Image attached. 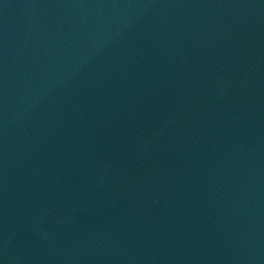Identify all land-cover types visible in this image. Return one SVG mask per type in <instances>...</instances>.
<instances>
[{"label":"water","instance_id":"obj_1","mask_svg":"<svg viewBox=\"0 0 264 264\" xmlns=\"http://www.w3.org/2000/svg\"><path fill=\"white\" fill-rule=\"evenodd\" d=\"M0 264H264V0H0Z\"/></svg>","mask_w":264,"mask_h":264}]
</instances>
